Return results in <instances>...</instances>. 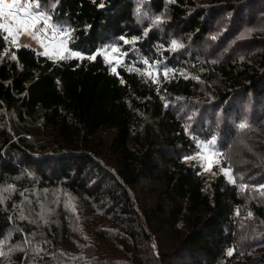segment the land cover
Here are the masks:
<instances>
[{
  "label": "trees",
  "instance_id": "trees-1",
  "mask_svg": "<svg viewBox=\"0 0 264 264\" xmlns=\"http://www.w3.org/2000/svg\"><path fill=\"white\" fill-rule=\"evenodd\" d=\"M141 1L151 3L156 12L165 7L163 0ZM40 2L54 23L73 27L69 48H78L87 57L101 52L96 50L104 44H115L122 59L114 65L101 55L94 61H56L28 45L18 43L17 50L0 34V185L26 169L39 186L58 184L77 195L108 196L107 212L133 221L137 214L125 187L148 180L158 187L152 189L155 199L148 207V222L157 233L171 229L168 256L217 264L225 258V249L236 246L225 259L246 260V252L253 248L244 252L236 244L235 208L248 188L261 194L257 189L263 185L264 168L249 181L234 166L235 183H229L222 173L207 179L181 156L190 155L199 141H214L212 147L225 153L240 132L253 131L264 118L262 102L254 100L264 94V72L255 60L244 57L201 59L166 31L174 24L200 40L209 31L218 4L195 7L192 0H174L169 3L170 19L157 24L159 16L138 0H56L55 8L53 0ZM121 37L135 42L125 44ZM173 40L183 47L172 50ZM12 53L17 60L11 59ZM260 57L264 62V52ZM157 69L161 75L153 83L145 73L155 75ZM164 69L169 70L166 79ZM247 94L248 116L242 104ZM242 123L247 127L241 128ZM101 132L109 133L108 140ZM102 150L113 159L122 183L95 161ZM249 209L264 213L263 206L252 200ZM14 212L11 202L0 203V237L10 227L16 226L13 233L18 239L31 229L29 222L19 224ZM35 232H29L27 247L32 251L41 242L33 237ZM41 235L46 246H61L56 224L43 225ZM261 260L255 263H264ZM13 262L24 264L23 254L18 252Z\"/></svg>",
  "mask_w": 264,
  "mask_h": 264
},
{
  "label": "rangeland",
  "instance_id": "rangeland-1",
  "mask_svg": "<svg viewBox=\"0 0 264 264\" xmlns=\"http://www.w3.org/2000/svg\"><path fill=\"white\" fill-rule=\"evenodd\" d=\"M172 1L174 0H163L165 7L158 12L154 11L151 3L145 5L138 0V5H145L148 12H154L162 20H168L170 19L169 3ZM192 3L195 7L218 4L216 16L209 20V31L200 40H194L179 26L168 24L167 28L163 26L168 33H174L180 41L186 43L185 46L193 51L194 55L201 59L212 61L222 60L225 57H244L255 60L258 69L264 72V62L260 57L264 52V0H192ZM18 43L28 45L39 53L44 50L27 35H20ZM113 46L116 47L115 44H104L96 51L110 50ZM69 50L83 54L78 48H69ZM118 55L119 60L116 63L122 59V55L120 53ZM110 58L116 60L115 56L110 55ZM250 95L247 94L245 101L242 102L247 116L251 109ZM254 100L262 102L260 109L264 110V94ZM100 136L108 140L109 133L101 132ZM203 144L204 141H199L190 155H182L181 158L187 163L192 161L197 165L207 179L222 173L229 183H233L236 177L232 167L235 166L243 173L239 176L244 175L245 179L254 181L261 172L259 170L264 168V118L259 120L253 131L240 132L225 153L214 147L203 151ZM39 148L45 150L42 146ZM103 150L105 151V148ZM103 150L98 153L95 161L108 170L115 182L122 183L115 171L113 159ZM213 151L220 155L213 156ZM200 155L213 158V167L210 171L205 170L208 161L199 159ZM192 156L198 158L185 159ZM221 169L230 170V176L225 175ZM109 181L113 182L111 178ZM262 184L264 185V181ZM39 185L26 169L20 170L16 177H7L0 185V203L6 205L11 202L15 206L14 213L20 221L19 224L25 221L31 225L30 229L27 224L28 228L20 239L17 235L14 237L16 226L14 230L13 227L7 229L0 237V251L7 253L1 257L4 264H14V257L18 252L24 256V264H194L188 257L168 256L173 236L168 226L164 231L157 233L149 225L148 207L155 199V192L152 189H158L153 182L142 179L133 187H125L131 206L137 214L133 221H129L125 216L119 218L113 213H108L107 208L111 203L108 196L101 194L97 198L88 197L77 195L58 184ZM242 197L243 203L235 208L238 215L235 240L241 251L246 252L249 247L253 248L246 252L250 259L248 257L247 261L243 258L239 261L234 259L232 263L227 261L225 258L229 257L228 250L237 251L235 246L225 249V258L219 259L217 264L238 262L256 264L259 257L262 259L261 262H264V213L257 215L249 209L251 200L261 204L264 209V196L251 190L250 187L242 192ZM50 223L56 224L62 233L58 239L61 246L57 248L46 246V241H43L41 235L43 225ZM30 230H35L33 237L41 241L39 248L33 251L27 247L30 242L28 240ZM132 231L136 232L135 240L131 237ZM12 249L15 251H11Z\"/></svg>",
  "mask_w": 264,
  "mask_h": 264
},
{
  "label": "snow or ice",
  "instance_id": "snow-or-ice-1",
  "mask_svg": "<svg viewBox=\"0 0 264 264\" xmlns=\"http://www.w3.org/2000/svg\"><path fill=\"white\" fill-rule=\"evenodd\" d=\"M56 7V0H53V8ZM100 7H103V4L100 5ZM140 9H137V13L139 14ZM0 20H3V22H0V34H3V39L8 41L9 44L15 46L17 50H19L18 47V37L20 35H27L31 39H33L41 48L44 50L38 55L48 57L49 59H55L56 61L66 60V59H88L90 61H94L97 58V55L103 56L104 60L109 65H114L116 61L119 60V53L120 49L118 47H111L110 50H104L96 55H89L87 57H83L80 53L75 51H70L67 47V43L71 38V33L74 31V29L71 28H65L60 25H57L53 23V17L48 12L44 11L42 9V5L40 0H27V2H21V0H12L11 3L6 2V0H0ZM155 23H163L161 17L155 18ZM57 37H59L57 39ZM121 39L124 41L125 44L127 43H134L135 40L129 41L127 39H124L121 37ZM45 41H48V43H45ZM172 50L177 49L178 47H183L182 44H178L177 41L173 40L171 42ZM51 52V54H50ZM111 56H115L116 60H113L110 58ZM12 60H17V56L15 53L11 54ZM145 64H149V61H144ZM113 73H116V67L114 66L112 68ZM128 71H135L134 68L129 67ZM168 69L163 70V75L165 79L168 76ZM150 79H152L153 83H158V80L156 79L161 75V70L157 69L155 72V75L152 71H147L145 73ZM121 83H123V80H121ZM241 128L247 127L246 124H241ZM211 143H205L202 145V150L207 151L212 148ZM219 153H216L213 151V156H218ZM197 156L192 157H185V159H192L196 160ZM199 159L201 160H207L208 164L207 167H205L206 171H210L213 167V158L209 156H203L200 155ZM218 163V161H216ZM203 166V165H202ZM222 172H224L225 175L230 176V170H224L221 169ZM235 183V181H232ZM246 186H242V189ZM258 191L261 192V195H264V185L260 186ZM251 215V214H249ZM11 251H15V249H12ZM234 252V249H229L227 252L228 256H232ZM7 255V253L0 251V257Z\"/></svg>",
  "mask_w": 264,
  "mask_h": 264
},
{
  "label": "built area",
  "instance_id": "built-area-1",
  "mask_svg": "<svg viewBox=\"0 0 264 264\" xmlns=\"http://www.w3.org/2000/svg\"><path fill=\"white\" fill-rule=\"evenodd\" d=\"M6 1L9 2V3L12 2V0H6ZM21 2H27V0H21ZM60 26L65 27V28H71V29H73V27L71 25H60ZM71 35H72V33H71Z\"/></svg>",
  "mask_w": 264,
  "mask_h": 264
}]
</instances>
